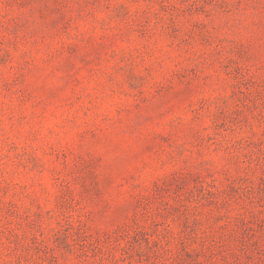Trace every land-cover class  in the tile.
<instances>
[{
	"label": "rangeland",
	"instance_id": "rangeland-1",
	"mask_svg": "<svg viewBox=\"0 0 264 264\" xmlns=\"http://www.w3.org/2000/svg\"><path fill=\"white\" fill-rule=\"evenodd\" d=\"M0 264H264V0H0Z\"/></svg>",
	"mask_w": 264,
	"mask_h": 264
}]
</instances>
